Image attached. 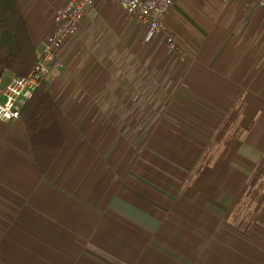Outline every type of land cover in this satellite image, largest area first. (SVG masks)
Instances as JSON below:
<instances>
[{"label": "crops", "instance_id": "obj_1", "mask_svg": "<svg viewBox=\"0 0 264 264\" xmlns=\"http://www.w3.org/2000/svg\"><path fill=\"white\" fill-rule=\"evenodd\" d=\"M19 1L40 54L67 0ZM167 23L194 58L182 86L193 89L199 72V102L233 119V137L206 162V146L171 143L180 153L163 162L169 175L154 161L141 172L115 158L111 170L112 144L90 140L98 128L79 126L83 111H63L67 143L43 176L23 120L0 122V264H264V11L251 0H178ZM13 78L0 67L1 83Z\"/></svg>", "mask_w": 264, "mask_h": 264}, {"label": "rangeland", "instance_id": "obj_2", "mask_svg": "<svg viewBox=\"0 0 264 264\" xmlns=\"http://www.w3.org/2000/svg\"><path fill=\"white\" fill-rule=\"evenodd\" d=\"M109 4L115 9L107 7L94 20H86L59 53L63 67L53 72L48 82L61 110H81L90 117L82 119L85 114L82 115L79 126L94 125L98 130L90 135V140L97 142L102 138L112 144L106 161L109 167L113 166L111 170L125 159L128 170L137 166L142 172L146 171L147 161H154L157 170L169 175L163 162L177 159L180 152L171 143L178 141L193 144L200 152L206 146L207 154L205 148L201 161L208 160L205 156L211 160L216 145L233 137L226 132L233 119L217 120L215 110H220L219 106L199 102L203 99L195 93V79L202 77L199 72L190 73L188 82H192L193 89L182 86L187 81L183 67L194 58L184 54L179 41L177 50H170L162 40L145 44L143 31L137 30L116 5ZM207 77L211 79L210 74ZM138 95L151 105L147 110L155 107L160 113L153 126L144 123L146 117L139 115L141 109H132L133 97L137 100ZM113 184L109 180L108 188Z\"/></svg>", "mask_w": 264, "mask_h": 264}, {"label": "built area", "instance_id": "obj_3", "mask_svg": "<svg viewBox=\"0 0 264 264\" xmlns=\"http://www.w3.org/2000/svg\"><path fill=\"white\" fill-rule=\"evenodd\" d=\"M101 0H67L56 9L45 38L39 59L31 72L22 78L14 77L7 84L0 82V121L11 123L21 119V113L34 92L53 72L62 69L59 53L64 45L79 31L85 20L98 17ZM116 5L131 19L137 30L143 31L144 42L149 43L162 35L170 50H177L178 40L170 32L167 17L178 0H106ZM264 11V0H251Z\"/></svg>", "mask_w": 264, "mask_h": 264}, {"label": "trees", "instance_id": "obj_4", "mask_svg": "<svg viewBox=\"0 0 264 264\" xmlns=\"http://www.w3.org/2000/svg\"><path fill=\"white\" fill-rule=\"evenodd\" d=\"M159 40L167 44L165 37L159 35L147 45L157 43ZM39 56L25 22L20 1L0 0V67L2 70L17 78L26 77L35 66ZM134 98L135 96L131 102L133 111L136 108L139 111L141 109L139 115L146 117L144 123L147 126L156 124L160 113L155 111V107L153 110H147V106L151 105L146 104L145 97L138 95L137 100ZM21 119L26 127L28 140L40 173L45 176L67 143L63 129L64 113L53 97L48 81H43L34 92L31 100L22 110ZM171 146L179 151L178 147ZM205 153L207 154L206 150Z\"/></svg>", "mask_w": 264, "mask_h": 264}]
</instances>
